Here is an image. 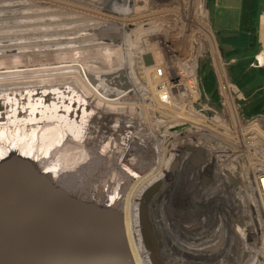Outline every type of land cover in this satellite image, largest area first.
<instances>
[{"label":"bare ground","instance_id":"bare-ground-1","mask_svg":"<svg viewBox=\"0 0 264 264\" xmlns=\"http://www.w3.org/2000/svg\"><path fill=\"white\" fill-rule=\"evenodd\" d=\"M1 1L2 0H0V5ZM25 1L26 0H21L22 3L18 2V0H13L8 3L5 2V4L3 3V5L0 6V8L2 7V9L5 10L6 8L3 7H8L9 5L11 7L21 8L27 3L33 4L35 7L41 4L52 5L49 0ZM127 1L126 2L128 4L129 0ZM201 1L202 0H185L182 6H185L189 15H192L197 11L199 12V15H201ZM146 2L150 3L151 1L146 0ZM107 8L113 9L114 11L116 7L114 4L108 5ZM117 8L121 10L118 5ZM37 10L44 12L45 14H38L36 10L22 12L24 15L28 14L27 17L24 18L28 19L27 21H33L32 25H36L39 20H41V18H39L36 22V16L49 20H54V18L57 17L56 12H49V9L40 10L37 8ZM143 25L145 26L146 23H143ZM105 27L108 28L107 26ZM197 28L199 32L194 34V39L207 41L211 50L210 56L212 58L211 61L213 62V66L211 64L210 70L213 72L216 89L218 91V107L214 105L210 107L208 105V98L204 92L201 78L198 75L200 68L202 67V60L204 59V57L200 54V50H198V42L195 44L194 40L191 41L188 55L186 54V51L182 53L181 50L177 51L172 49L169 45L167 47L161 45L160 43L161 46L158 48L160 54L166 53V56L171 59L172 64L176 65L178 63L183 75H187L192 71H195L200 80V83H198V89L199 92H202L201 98L207 102H202L199 98L202 104H206L213 111L217 110L218 113H220V111H224V109H231V112L229 110L226 111L228 113H233V117H236L239 123V125L237 124V126H239L238 131L244 132L245 129L241 124V118L243 117L238 114L239 102H235L233 93L231 92V85L229 83L224 65L225 61L222 60L218 44H216L217 40L213 38L214 36L211 34L209 25L205 23V20H202V15L199 19ZM95 29L96 28H94V32H96V34L99 33L98 30ZM24 30V32L27 33L30 31L29 29ZM32 30H38V32H41V29L39 28H32ZM109 31L110 30H108V32ZM101 34L102 31H100L98 35ZM156 35L158 34L153 31L149 33H143L142 31L139 35H136V38L142 40L143 45H149L148 40L151 38H158ZM111 36L112 34L104 37L110 38V40H108L110 42L107 47L108 52L105 53V57L108 56L109 58H112V60H116L115 65L112 66L114 68H109L108 71L104 70L99 73L94 72L96 69L95 66H93L94 70L91 69L90 71L78 68L80 72H84L87 76H91V82H93L94 78L97 79L96 83L99 85L96 84L97 86H95V89L100 95H102L103 90L100 83L104 79L108 80L107 77L109 75L115 73L117 76L121 73L120 71L127 72L129 67L133 72H136V65L131 62L132 54L129 51L125 56L123 52L121 57L116 53V51L118 52L119 47L122 51H124L126 43H130L131 40H127L124 44L122 41L120 43L117 42L118 40L112 38ZM46 40L51 42L54 38H48ZM26 41L31 43H27ZM2 42H5V44ZM21 42L30 45L32 44V47H39L44 43L37 38H30L23 41L4 35L0 37V51L4 52V54L6 53L5 55H9L12 52L17 53L19 50L18 48L25 44L16 45L12 43ZM153 44L156 46L159 45L156 44V42ZM195 47H197V50L193 52ZM39 49L40 50L23 52V56H20V59L25 58V62H23V60L18 61L7 58H2V60H0V160L5 159L6 156L14 155V153L26 157H29L28 155L31 154L35 156L37 154L42 155L41 158L43 160L44 167L48 169L47 171H51V173L55 175L62 187L66 186L76 190L75 192L77 195L84 198L88 197L92 200L94 199L95 203L98 205L111 209L116 208L117 210L122 211L124 234L134 263L151 264L150 257L147 254L148 252L146 253L143 249V238L141 235L143 230L140 222L138 223L134 199L139 195V188L141 189L143 183L146 182L147 184H153L160 182L163 178L167 177V173L169 172L171 165L168 163L169 161L167 159L169 154L167 153V148L165 146L158 147L160 150V155L158 156L156 154H151L148 150L139 152L140 154H136L129 151L128 145L123 146L124 143L113 139L112 137H115L113 131L109 135L105 132L101 133L102 135H100V138L102 139V142H104V144L101 145V150L99 149V151H101V155L96 148L91 149L89 146H85V140H83V145V142L80 141L81 139H78L75 136L82 135L83 138H86L90 136V134H95L97 127L99 126V122H97L99 120L96 118L100 116L101 113H104V111L111 114L112 112L121 111V108L106 107L92 102L94 100L87 95L89 89L85 83L80 82L79 79L74 77L64 78L62 74L68 73L63 71L65 67L53 65L54 63L60 62L66 63L67 59L65 61L62 59L58 61L55 55L46 57L41 54L51 50H43L41 47H39ZM147 49L143 50L142 53L144 55L147 52V56L152 59L154 54H148L149 49ZM34 55L38 58L36 59L37 61H29V57ZM116 56L117 59L115 58ZM257 61L260 66H264V55L261 54L257 56ZM205 63L208 64V61H205ZM180 70H178V72L181 75ZM133 72L129 73L131 80L135 76ZM120 76L122 79V77H124L123 73H121ZM72 78L78 81V85L81 88L77 87L76 90L74 82V86L70 85ZM91 82L90 85L92 86ZM234 88V85H232V89ZM134 92H136L135 88ZM108 95H110L109 91ZM223 96H226V98H223L222 100ZM86 105L91 108V111L88 110L87 112L84 110ZM215 111L213 112L214 115L216 114L215 121H219L218 113ZM78 113H81V117ZM145 113L146 111L142 109L139 115L142 119L141 129L142 126H144L143 129L148 130V128L150 129V125L148 123L152 117H146L144 115ZM112 114L116 115L115 113ZM189 114L191 115V113ZM87 118H89L91 123L83 124L84 120ZM197 121L199 122L198 125L204 127L206 132L209 131V125L211 124L209 120L208 123H203L199 120ZM178 122L194 123L192 119H188L184 116H180ZM182 127H185V125H182ZM71 129L76 131L73 132ZM152 137L156 138V136ZM206 138H209L207 134ZM212 141L214 142L215 148L222 150H226V148L228 149V157L231 163L241 158L239 153H237V151L229 145L235 142V140H229V144L227 143L228 141H215L213 139ZM258 142L264 146V140L261 142L258 140ZM171 144L172 142L169 140L168 147H172ZM258 155L263 156V159L258 157V159L252 162L253 164L250 166L248 165L246 170L245 180L247 181V192L241 191L236 185V182L230 173V169H232V171L235 170V167L232 164L229 165L228 168H225L226 174L224 173V178L219 175L221 174L220 172H217L214 176V182L211 185H207L204 181H199L200 187L202 186L206 188V190L211 193H215L216 188H220V186H223L224 184H233L234 189L231 192H233V196L235 198L231 202L234 203L235 207H237L236 209L238 210L240 220V227H235V230H237L236 235L239 237L236 238L237 246L235 248L239 250V246L242 245V248L245 247L247 250L246 255L249 254V257H246L241 264H258L259 255L257 233L260 230L264 233V172L258 173L256 171L258 167H262L264 165V147L258 149ZM146 163L149 166L146 165ZM186 164L187 166L189 165L187 161ZM144 165H146V167L148 166V169H142L141 167ZM206 167L213 169L207 164L201 170H198V175H204ZM229 187H231V184ZM244 218L246 220V228H244L242 222V219ZM239 241H241L240 244ZM234 250L235 249H233V251ZM231 255H229L230 258L232 257ZM237 255V253H234L235 260Z\"/></svg>","mask_w":264,"mask_h":264},{"label":"rangeland","instance_id":"rangeland-1","mask_svg":"<svg viewBox=\"0 0 264 264\" xmlns=\"http://www.w3.org/2000/svg\"><path fill=\"white\" fill-rule=\"evenodd\" d=\"M12 1L13 0H2L0 6H2L3 3L5 4V2L8 3ZM26 1H31V0H26ZM126 1L127 0H49V2L52 5L41 4L35 7V5L27 3L23 5V7L21 8L13 7V6L11 7L10 5L8 7H3L6 8L5 10H3L1 7L0 37L4 35H8L11 36L13 39L16 38L17 40L24 41L30 38H37L40 41H43L44 43L39 47L43 48V50L50 49L51 51H46L45 53L43 52V54L41 55H44L46 57L55 55L58 61H60L61 59L65 61L67 59L66 63L60 62V63H54L53 65L54 66L58 65V67L61 66L65 67L63 71L68 73L62 74L64 78L74 77L76 79H79L78 75L81 72L78 70V68H82L85 71H90L91 69L94 70L93 66H95L96 69L94 72L97 73L104 70L108 71L109 68L111 69L114 68L112 66L115 65L116 60H112V58H109L108 56L105 57V53L108 52V48H107L108 43H110L108 41L110 40V38H104L105 36L112 34L111 36L112 38L118 40L117 42L119 43L122 41L124 42V44L127 42V40L128 41L134 40L133 41L135 42V44L133 45L134 49H140V48H145V45H143L142 40L136 38V35H139L142 31L143 33L146 32L149 33L153 31L158 34L156 35L158 38H151L148 40L150 49L154 48L152 44L156 42V44L161 43V45L167 47L169 45L171 46L172 49L177 51L181 50L182 53L186 51V54L188 55L191 41L194 40L195 44H197L198 42L197 44V46L199 47L198 50H200V54L204 57L201 65H206L208 69H211V64L213 66V62L211 61L212 59L210 56L211 50L210 47L208 46V42L203 41L201 39H194V34L196 32H199L197 25L199 23V19L201 15H202V20H205V23L209 25L211 34L212 36H214L213 37L214 39H216L217 31L222 30L224 26H230L232 24V20L230 17H232L233 15L237 14L236 21L238 23L239 11L236 13L237 10L232 9L233 7L229 8L225 6L226 3L228 4L229 0H202L201 15H199L198 11L192 15H189L188 11L185 9V6H182L185 0H150L151 1L150 3L146 2V0H134V1L129 0L128 4H127L128 1L127 2ZM232 1L234 0H230L231 6L234 5ZM18 2L22 3L21 0H18ZM114 4L116 7L114 11L113 9L107 8L108 5H114ZM117 5L120 6L121 10L117 8ZM37 8H39L40 10L49 9V12L50 11L56 12L57 17L54 18V20H49L43 17L36 16L35 17L36 22L39 20V18H41V20H39V22L36 25H32L33 21H27L28 19L24 18L27 17L28 14L24 15L22 14V12L36 10L38 14L40 13L45 14L44 12L37 10ZM143 23H146V25L144 26ZM105 26H107L108 28H106ZM32 28H39L41 29V32H38V30L37 31L32 30ZM94 28H96L95 30H98L99 33L100 31H102V34L101 35H98L99 33L96 34V32H94ZM24 29H29L30 31L27 33L24 32L25 31ZM108 30L110 31L108 32ZM48 38L49 39L54 38V40L48 42V40H46ZM257 39H258V31H257ZM27 43H31V42H27ZM3 44H5V42ZM12 44L18 45L25 43L21 42V43H12ZM32 46H33L32 44L22 45L19 48L17 47L19 49L17 53L12 52L9 55L8 54L5 55L6 53L4 54V52L0 51L1 53L0 60H2V58H7L18 61L23 60V62H25L26 61L25 58L20 59L21 58L20 56H23V52L40 50L39 47H35V46L32 47ZM196 50L197 47L194 48L193 52H195ZM116 53L120 56L119 50L118 52L116 51ZM259 54H260V49L257 55L254 57L255 60L254 65L264 69V66H260L258 64L257 56ZM262 54L264 55V52ZM220 55L222 60H224L222 57L221 50H220ZM165 57L167 58L168 61H170L171 64V59L166 56V53H165ZM29 58H30L28 59L29 61H35L36 59H38L35 57V55L30 56ZM115 58L117 59V56ZM205 61L206 62L208 61L209 65L206 64ZM224 61H225L224 63L225 70H226L229 63L226 62V60ZM121 64H122V60H121ZM135 70L139 75H143L145 73V71L142 69L137 70L136 68ZM142 78L143 80H146L145 74L143 75ZM76 79L72 78L71 79L72 84L70 83V85L72 86L74 82L75 86L74 85L73 86L77 90V87L79 88L81 87L78 85V81ZM143 85L146 88L144 99L147 103H149L150 101L152 103L153 101H155V96L153 97V93H151L150 88L146 86V83H144ZM230 85H231L230 86L231 92L233 93L235 102L237 101L238 103L239 100L240 101L244 100V97H242L243 94L235 86H234L235 89H232V83H230ZM223 98H226V96H223L222 100ZM208 105L210 107L212 106L209 103ZM209 110H211L212 112H209ZM209 110H206L204 112L206 114L209 112L207 114V118L210 119L211 122V124L209 125V131L206 132L205 128L204 131L202 128L200 129L202 130L203 136L205 135V139L208 140L205 141L206 144L204 145L206 146L209 145V150L211 148L212 154H209V156L207 155V157L214 158L213 165L211 166L213 167L212 170L214 171L213 179L214 176L217 174V172H220L221 174L219 175L222 178H224L226 174L225 168L226 167L228 168V166L232 164L235 167V170L232 171V169H230V173L233 176L236 185L239 187L241 191L247 192L246 189L247 181L245 180L246 177L245 174L248 165L250 166L251 164H253L252 162L258 159V157L263 159V156L258 155V149L263 148L264 146L260 144L258 140L260 142L264 140V115L251 117V118H244V117L241 118L242 120L241 124L243 125L246 132L245 131L239 132L238 131L239 126H237V124L239 125V123L236 117L234 118L233 113H228L226 111L229 110L231 112V109H224V111H220V113H218L217 110L216 111L214 110L215 112L218 113V118H219V121H215V122H212L214 120L213 119L214 111L211 108ZM165 114L166 112H164L161 109L160 105H158L157 107L156 105L151 104V111L150 112L147 111L144 115L146 117L149 116H151L152 118L155 117V119L153 118L152 120L154 125H150V128L161 129V127L164 125L163 123H165L164 122L165 117L162 115ZM238 114L241 115L240 111ZM172 120H174L172 124L169 123L168 125L173 126V124L175 123V119ZM201 122L206 123L204 120H202ZM83 124L86 123L83 122ZM174 129H176V127L170 130L173 131ZM157 134L158 132H156V135ZM206 134L207 136H209V138H206ZM212 139L215 141L218 140L228 141L227 142L228 144H229V140L231 139L235 140V142L229 145L234 150H236L237 153H239L241 158L231 163L228 157L229 156L228 149L226 148V150L224 149L222 150L215 148ZM36 156L41 158L42 155L37 154ZM256 171L258 173L264 172V165L262 167H258ZM230 184L232 185L231 187H229ZM223 186L225 187V189ZM223 186H220V188L218 187L216 188L215 194L217 193L218 196L217 201L220 202V204H216V205H219L220 209L224 210L225 213L226 211H229L230 217L235 216L237 212L236 209L237 207H235L234 203L231 202L235 198L233 196V192H231L233 191L234 186L232 183H229V185L224 184ZM224 202H228V204L227 205L221 204ZM245 221H246L245 218L242 219L244 228H246ZM152 227H154V229H158V227L154 225V223ZM231 235L234 236L233 231ZM234 239L235 236L233 239H231V241L234 242ZM156 242H158L160 246L162 244L165 246L167 245V247H170L172 245V243L170 244L171 241L168 242L163 238L162 239L159 238V240H156ZM240 243L241 241H239V244ZM232 250L233 248L231 247L230 251ZM178 257L180 256L178 255Z\"/></svg>","mask_w":264,"mask_h":264},{"label":"water","instance_id":"water-1","mask_svg":"<svg viewBox=\"0 0 264 264\" xmlns=\"http://www.w3.org/2000/svg\"><path fill=\"white\" fill-rule=\"evenodd\" d=\"M143 59L151 64L149 56ZM120 88L126 89V82ZM192 150L204 159L203 149ZM28 156L14 153L0 160V264H135L122 211L62 187L42 158ZM140 225L144 249L156 264L149 225L143 218ZM230 255L229 264H241L246 251L241 245Z\"/></svg>","mask_w":264,"mask_h":264},{"label":"built area","instance_id":"built-area-1","mask_svg":"<svg viewBox=\"0 0 264 264\" xmlns=\"http://www.w3.org/2000/svg\"><path fill=\"white\" fill-rule=\"evenodd\" d=\"M134 44L135 42L133 41H130V43L127 42L126 46L124 47V51H122L120 47L117 48L120 51V57L122 56L123 52L124 56L128 51L132 54L131 62L136 65L135 67L137 70L142 69L145 71L144 74L146 80H143L142 78L144 74L139 75L137 72H133L129 67L127 72L120 71L123 73L126 81L121 79V73L117 76L115 73L109 75L110 79L108 81L104 79L100 83L103 87L102 95H100L95 89V86L99 85L96 83L97 79L94 78L93 82H91V76H87L84 74V72H81V75H78L79 81L85 83L88 86L89 92L87 95L90 96V98L94 100L95 103L104 105L106 107L121 108V111L119 112H112L116 115L104 111V113H101L100 116L96 118L99 120L97 122H99V127H102V132H105L109 135L113 131L115 137L112 138L124 143L123 146L128 145L129 151L136 154H140L139 152L148 150L151 154H156L158 156L160 155V150L158 147L165 146L167 148V153H169L167 158L169 162H167L172 164L176 160L182 170H184L187 166L186 161L190 156L193 155L196 160L200 161L199 154L193 153L192 149H204V162L206 165L208 164L212 166L214 158L207 157V155L209 156V154H212L211 148L209 150V145H204L206 144L205 141L208 140L205 139V135L203 136L202 130L200 129L203 128L204 131V127L199 126V122L197 121L204 120L206 123H208L209 120L210 122V119L207 118V114L212 111L209 110L210 108L206 104H202V102L206 101L201 98L202 92H199L198 89V83H200V80L197 73L192 71L187 75H183L181 73L180 67L177 66L178 63L176 65L172 63L170 64V61H168L165 57V53L160 54L158 49L161 46L160 43H158V46L152 44L154 47L153 49H150L149 45H145L147 47L144 49H134ZM142 49H147L148 54H154L150 65L145 64L143 58L147 55V52L143 55ZM178 70H180L181 75L179 74ZM130 72L135 74L132 80L129 77ZM90 82L92 83L93 87L90 85ZM124 82H126L127 88L123 90L120 87ZM144 83H146V86L150 88L151 93H153V97L155 96V101L152 103L151 101L147 103L144 99L146 90L143 85ZM134 88L136 92H134ZM108 91L110 92V95H108ZM199 98L202 102L199 100ZM151 104H154L157 107L160 105L161 109L166 112L165 115H162L165 117V123H163L164 125L161 127V129L148 128V130H145L143 129L144 126H142L141 129L142 119L140 116H138V113L140 115L142 109H144L146 112L151 111ZM84 110L88 112V110L91 111V108L86 105ZM206 110H209L207 114L204 113ZM189 113H191V115ZM180 116L192 119L194 123L191 124L190 122H187L178 124V119ZM153 118L155 119V117ZM153 118L149 121V125H154L152 122ZM172 119H175V123L173 126L168 125L169 123L172 124L174 121ZM213 119V121H215L214 114ZM84 123L88 124L91 123V121L89 118H87L84 120ZM182 125H185V127H182ZM175 127L176 129L173 131L170 130ZM156 132H158L157 135ZM152 136H156V138ZM169 140L172 142V147H168ZM211 171L214 173L212 169ZM263 236V231H258V264L259 262L260 264L264 263Z\"/></svg>","mask_w":264,"mask_h":264},{"label":"flooded vegetation","instance_id":"flooded-vegetation-1","mask_svg":"<svg viewBox=\"0 0 264 264\" xmlns=\"http://www.w3.org/2000/svg\"><path fill=\"white\" fill-rule=\"evenodd\" d=\"M101 132L102 127L98 126L95 134L86 138L82 135L75 137L82 142L85 140V146L96 148L101 155L99 149L104 144L100 138ZM187 162L189 165L182 170L179 163L174 161L167 177L162 181L142 184L139 195L134 199L138 223L143 218L149 225V232L157 247L156 253L151 248L158 260L156 264H229L230 248L236 249L237 246L235 240L238 235L235 227H240L238 210L236 215L231 217L229 211L225 213L221 210L219 205H216L220 204L217 201V193L207 191L206 188L200 187L199 183L200 180L211 185L214 182V173L207 168L205 176L200 174L201 177L199 175L198 178V168L192 160ZM146 165L141 168L148 169L149 165ZM221 204L227 205L228 202ZM153 223L158 229L152 227ZM232 231L234 242L231 241L234 238ZM159 238L171 241L172 245L160 246L156 242ZM140 239L142 240L141 237ZM144 251L147 253L145 249Z\"/></svg>","mask_w":264,"mask_h":264},{"label":"trees","instance_id":"trees-1","mask_svg":"<svg viewBox=\"0 0 264 264\" xmlns=\"http://www.w3.org/2000/svg\"><path fill=\"white\" fill-rule=\"evenodd\" d=\"M257 31L258 0H241L238 29H222L216 33L222 57L229 63L226 68L228 80L244 97L239 101V111L244 118L264 115V69L254 65V57L259 52ZM199 76L208 103L218 107L213 72L202 65Z\"/></svg>","mask_w":264,"mask_h":264},{"label":"crops","instance_id":"crops-1","mask_svg":"<svg viewBox=\"0 0 264 264\" xmlns=\"http://www.w3.org/2000/svg\"><path fill=\"white\" fill-rule=\"evenodd\" d=\"M228 2V1H227ZM233 6L230 5V0L228 4L226 3L225 6L237 10L236 13L238 12V23L236 21V15H233L231 18L232 24L230 26H224L223 29L226 30H231L235 31L238 29L239 26V17H240V5H241V0L239 3V0H234ZM238 25V26H237ZM258 47L260 49V54L261 55L264 51V0H258ZM258 55V56H259ZM259 64V63H258Z\"/></svg>","mask_w":264,"mask_h":264}]
</instances>
